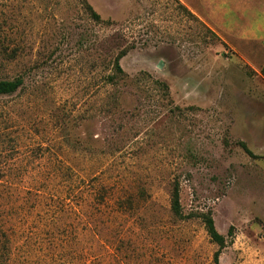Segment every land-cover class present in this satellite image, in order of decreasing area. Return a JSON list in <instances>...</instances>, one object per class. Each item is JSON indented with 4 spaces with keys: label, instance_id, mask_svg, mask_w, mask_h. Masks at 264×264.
Here are the masks:
<instances>
[{
    "label": "rangeland",
    "instance_id": "obj_1",
    "mask_svg": "<svg viewBox=\"0 0 264 264\" xmlns=\"http://www.w3.org/2000/svg\"><path fill=\"white\" fill-rule=\"evenodd\" d=\"M191 13L0 0V80L24 81L0 97V264H216L208 212L233 232L219 264H264V42ZM121 51L129 78L107 84Z\"/></svg>",
    "mask_w": 264,
    "mask_h": 264
},
{
    "label": "trees",
    "instance_id": "obj_2",
    "mask_svg": "<svg viewBox=\"0 0 264 264\" xmlns=\"http://www.w3.org/2000/svg\"><path fill=\"white\" fill-rule=\"evenodd\" d=\"M86 2L87 10L90 13L91 18L94 21H100L102 20L100 14H98L95 9ZM184 10L191 16L193 14L190 10H188L183 5ZM127 55V51H121L117 54V56L114 59L113 62V71L111 74L107 75L105 77V81L107 84L111 85H117L120 82H125L129 77L125 73L123 67L121 66V60ZM24 84V81L22 78H16L14 80H0V97L5 95H13L16 93ZM162 87L167 88L166 85L162 84ZM242 147L249 155H253V153L248 149V147L245 144H242ZM104 190V189H103ZM101 194V193H100ZM101 196V195H100ZM98 197H94V200L91 201V205L94 207L97 204L102 205V202H106V198L101 196L99 199V202L97 201ZM97 204H96V203ZM115 205L118 207L119 210H127V209H134L136 207L135 200L132 197L125 196V197H119L115 201ZM171 213L174 217L182 219V220H189L196 217L195 214L185 215L183 212L182 204H181V197H180V185L179 182L176 181L173 185L172 193H171ZM199 218H201L202 222L205 225L206 231L211 238V240L218 246V251L215 253L214 261L216 264H219L220 256L223 252V250L228 247L229 244H231L232 240H228L229 237L231 238L233 236L232 229L229 232L228 236H225L221 234L216 226L215 221L213 218V215L211 212L204 213L199 215ZM93 231V239L100 241V235L96 234L95 231Z\"/></svg>",
    "mask_w": 264,
    "mask_h": 264
},
{
    "label": "crops",
    "instance_id": "obj_3",
    "mask_svg": "<svg viewBox=\"0 0 264 264\" xmlns=\"http://www.w3.org/2000/svg\"><path fill=\"white\" fill-rule=\"evenodd\" d=\"M188 10L200 13L216 30L246 42H264V0H180ZM256 25V28L252 26ZM260 32V36L256 32Z\"/></svg>",
    "mask_w": 264,
    "mask_h": 264
}]
</instances>
